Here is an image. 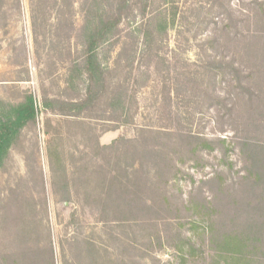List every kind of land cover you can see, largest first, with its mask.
<instances>
[{
  "label": "rangeland",
  "instance_id": "obj_1",
  "mask_svg": "<svg viewBox=\"0 0 264 264\" xmlns=\"http://www.w3.org/2000/svg\"><path fill=\"white\" fill-rule=\"evenodd\" d=\"M43 1L50 3V7H41ZM261 1L160 3L168 16L176 6L177 17L174 22L169 17L159 56L148 49L139 30L144 20L135 5L134 13L121 25L119 41L105 44L99 50L109 79L117 83L130 77V87L136 90L137 99L134 121L118 129L103 131L104 119H90L99 132L101 145L120 138L135 141L116 145L114 152L124 167L120 174L125 186L116 182L113 203L119 206L117 211L101 215L94 207V199L85 198L89 189L86 180L78 183L80 190L73 194L71 202H63L56 192L58 186L53 183L48 157L50 135L59 139L57 132L62 131V139L56 142L78 158L81 153L74 147L83 146L85 141L80 129L72 130L78 136L69 139L67 127L59 125L58 116L47 112L42 104L43 95L69 98L85 90V76L73 78L74 90L67 80L72 65L81 60L80 33L88 23V16L93 18L89 12L92 0L73 1L72 27L64 7L59 8L58 14V8L51 7L52 0H0V97L12 100L30 92L38 106L36 127L24 130L23 143L13 150L7 169L0 170V191L7 193L15 187L20 197L32 195L37 203L46 198L48 222L58 251L60 239L68 233L69 237L92 236L99 243H111L117 249L134 244L138 248L134 257L145 264H177L173 247L176 233H194L191 228L194 223L199 233H203L212 218L221 221V225L228 223L226 181L244 169L238 152L240 143L245 140L264 143ZM34 16L36 32L32 24ZM46 118L52 119L51 125L46 126ZM183 136L226 138V145L234 148L224 152L218 142L213 150L203 148L199 156L189 158L181 144ZM177 145L179 154L172 156L179 166L178 175L164 179V184L169 181L167 189L173 206L149 213L144 208L154 199L152 185L157 184L154 154L149 150L163 148L170 153ZM88 151L87 159L92 156L91 150ZM132 160L136 166L129 167L125 174V165ZM238 193L244 202H249L244 189L240 187ZM253 200L256 206L264 204L259 198ZM241 215L242 223L246 222L247 215ZM157 231L163 234V248L147 244V237ZM208 255L207 249L205 257ZM200 263H204L203 259Z\"/></svg>",
  "mask_w": 264,
  "mask_h": 264
},
{
  "label": "trees",
  "instance_id": "obj_2",
  "mask_svg": "<svg viewBox=\"0 0 264 264\" xmlns=\"http://www.w3.org/2000/svg\"><path fill=\"white\" fill-rule=\"evenodd\" d=\"M52 1L51 7L58 8V14L59 8L64 7L68 22L72 24L71 8L74 0ZM160 3H168V0H92L89 12L93 18L89 19L88 16V23L84 24L80 33L83 41L81 60L72 65L70 78L67 80L70 89L74 90L75 84L71 85L73 78L85 76L84 92L69 98L42 96L43 107L47 112L58 116L59 125L63 123L67 127L68 138L72 140L78 136L72 130L80 129L85 141L83 146L74 147V150L81 153L78 158L74 152H67L56 142L62 139V131L57 132L59 139L50 135L48 140L53 183L58 186L56 192L63 202H71L73 194H78L80 190L78 183L86 180L89 189L85 198L94 199V207L101 215L117 211L119 207L113 202L116 201V182L125 186L120 174L124 167L121 158L114 151L121 141H135L120 138L111 144L101 145L99 132L90 119H104L103 131L115 130L122 124L132 123L136 112V90L130 87L128 76L117 83L109 79V71L103 65L99 50L105 44L113 45L119 41L123 21L134 13L137 5L144 20L139 30L144 34L148 49L152 54L158 55L167 36L169 17L171 16L172 22L177 17L176 6L172 7V14L168 16L169 12L162 10ZM259 4L260 12L264 13V1ZM39 5L50 7V3L44 1ZM45 21L47 22L46 18ZM32 24L36 32L35 16ZM67 89L65 91L68 93ZM99 110L101 115H95L94 112ZM37 116V99L33 93L25 92L12 100L0 97V170L7 169L13 150L23 143L24 130L36 127ZM49 124H52V119L46 118V126ZM47 133L51 134L50 131ZM183 137L181 144L191 156L189 158L199 156L203 148L213 150L218 142L224 152L234 148L226 145V138ZM179 148L178 145L172 147L170 153L163 148L149 150L154 154L157 184L152 185L154 199L145 205V211L157 213L173 206L167 189L169 181L165 180L164 184V179L166 176L175 178L178 175L179 166L172 155H178ZM89 149L92 156L87 159L86 152ZM238 152L244 161V169L236 177L226 181L229 215L228 220H225L228 223L221 225V221L212 218L203 228V233H199L196 223L191 226L194 233H176L173 247L177 264H201L200 259H203V264H264V204L256 206L253 200L256 197L264 202V143L242 141ZM134 160L125 165V174L129 172V167L136 166ZM93 181L96 182L95 185L92 184ZM221 185L222 183L219 184ZM240 187L247 192L248 203L240 197ZM33 199L32 195L31 198L27 195L20 197L15 187H11L7 193L0 191V264H145L142 259L134 257L138 250L136 245L128 244L117 249L111 243H99L92 236L69 237L67 233L60 239L58 251L48 222L46 198L39 203ZM204 210L205 207L202 208ZM241 214L247 215L244 223ZM147 244L163 248V234L157 231L148 236ZM206 248L209 250L207 257Z\"/></svg>",
  "mask_w": 264,
  "mask_h": 264
}]
</instances>
